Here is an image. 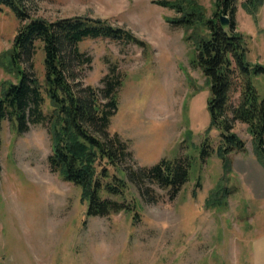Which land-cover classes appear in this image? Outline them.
Segmentation results:
<instances>
[{
	"label": "rangeland",
	"instance_id": "374dc122",
	"mask_svg": "<svg viewBox=\"0 0 264 264\" xmlns=\"http://www.w3.org/2000/svg\"><path fill=\"white\" fill-rule=\"evenodd\" d=\"M155 1L24 4L29 18H100L147 44L143 48L106 39L80 43V50L92 57L81 82L99 88L108 67L115 65L123 84L110 132L128 143L133 169L151 167L161 159H187V182L172 194L125 177L126 191L111 198L135 202L138 215L86 218L79 187L48 167L47 127L32 125L17 134L5 121L0 134V264H264V168L254 157L246 125L234 121L233 132L245 149L228 155L230 173L223 169L216 155L222 130L211 125L209 85L193 64L198 38L187 39L192 31L171 24L178 15ZM213 1L196 0L207 17ZM241 2L237 0L235 32L245 38L248 61L264 66V0L256 17L246 14ZM19 26L13 12L1 7L0 52L11 46ZM41 61L39 53L35 71L42 82ZM2 81L15 80L0 68ZM231 97L235 104L238 92L232 91ZM49 107L47 103L45 114ZM218 185L221 192L212 196L220 205L207 207L205 200Z\"/></svg>",
	"mask_w": 264,
	"mask_h": 264
},
{
	"label": "trees",
	"instance_id": "16d2710c",
	"mask_svg": "<svg viewBox=\"0 0 264 264\" xmlns=\"http://www.w3.org/2000/svg\"><path fill=\"white\" fill-rule=\"evenodd\" d=\"M154 3L174 10L178 16L169 22L191 30L187 39L192 35L198 38L193 64L209 85L207 109L211 125L222 130L216 155L223 169L230 173L228 155L245 149V142L233 132L234 121L246 125L254 157L264 168V82L256 84L259 79L264 81V66L248 61L245 38L235 32L237 0H214L210 17L196 0ZM240 5L246 14L256 17L263 0H242ZM1 7L10 9L20 26L11 46L0 52V68L15 80L0 83V134L5 121L17 134L27 132L32 125H45L51 143L48 167L63 181L79 187L86 218L138 215L135 202L111 198L124 194L125 177L136 183H153L176 194L188 180L187 159H161L151 167L133 169L128 143L109 130L123 84L118 68L108 67L99 88L81 82L83 68L90 67L92 57L80 50V43L106 39L143 48L147 44L131 31L100 18H29L24 0H0V10ZM219 12L229 16L227 26L221 25ZM39 53L42 82L35 71ZM234 90L238 92L235 104L231 97ZM45 102L50 106L46 114ZM221 190L219 185L212 190L205 200L207 207L220 205L212 194Z\"/></svg>",
	"mask_w": 264,
	"mask_h": 264
},
{
	"label": "water",
	"instance_id": "95a60500",
	"mask_svg": "<svg viewBox=\"0 0 264 264\" xmlns=\"http://www.w3.org/2000/svg\"><path fill=\"white\" fill-rule=\"evenodd\" d=\"M219 20L222 26H227L229 24V19L221 12H219Z\"/></svg>",
	"mask_w": 264,
	"mask_h": 264
},
{
	"label": "crops",
	"instance_id": "0c3cea01",
	"mask_svg": "<svg viewBox=\"0 0 264 264\" xmlns=\"http://www.w3.org/2000/svg\"><path fill=\"white\" fill-rule=\"evenodd\" d=\"M252 163V167L257 171V172H260L261 171V168L259 165H257L256 163H253V162H250ZM262 193V192H261Z\"/></svg>",
	"mask_w": 264,
	"mask_h": 264
}]
</instances>
